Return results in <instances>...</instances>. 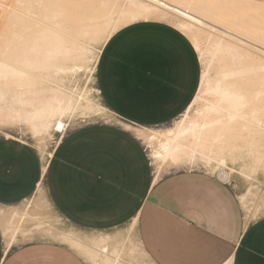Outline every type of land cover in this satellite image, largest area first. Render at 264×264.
Masks as SVG:
<instances>
[{"label": "crops", "instance_id": "0c3cea01", "mask_svg": "<svg viewBox=\"0 0 264 264\" xmlns=\"http://www.w3.org/2000/svg\"><path fill=\"white\" fill-rule=\"evenodd\" d=\"M201 76L193 44L170 24L140 21L119 30L103 48L97 82L121 123L67 132L48 158L45 180L41 151L0 139V210L38 198L37 215L50 219L38 231H55L47 223L57 221L87 237L128 231L153 264H264V215L252 218V192L189 169L187 160L162 164L143 138L185 113ZM165 166L173 169L160 173ZM53 236L9 244L0 224V264H94Z\"/></svg>", "mask_w": 264, "mask_h": 264}, {"label": "bare ground", "instance_id": "6f19581e", "mask_svg": "<svg viewBox=\"0 0 264 264\" xmlns=\"http://www.w3.org/2000/svg\"><path fill=\"white\" fill-rule=\"evenodd\" d=\"M2 20L0 127L25 125L39 140L54 131L60 142L71 125L68 119L79 112L102 115L104 106L86 93L67 89L66 82L62 88L59 74L82 70L90 57L87 42H102L98 65L119 30L162 21L191 41L205 69L181 119L164 131L145 130L152 157L162 164L187 160L190 168L200 160L223 182L234 173L229 161H243L241 168L251 172L264 163V0H14ZM249 157L254 163L246 162ZM46 172L47 165L43 177ZM20 215L0 219L4 236L11 234L9 244L21 225L33 220L28 213ZM43 226L38 221L37 227ZM107 239L102 237L96 250L112 258L111 264H121L123 250L111 255Z\"/></svg>", "mask_w": 264, "mask_h": 264}, {"label": "rangeland", "instance_id": "374dc122", "mask_svg": "<svg viewBox=\"0 0 264 264\" xmlns=\"http://www.w3.org/2000/svg\"><path fill=\"white\" fill-rule=\"evenodd\" d=\"M13 1L14 0H0V28L2 27L1 23H3L2 19L6 15V13L9 11L11 5L13 4ZM98 43H99L98 41L97 42L91 41L89 43L87 42L86 46H87V49L89 50L88 56H90L88 61L89 62L91 61V62L90 63L88 61L85 62L86 64L84 63L85 65H83L84 69L82 68V70L79 71L77 74L76 73L73 74L71 72L59 74L58 84L60 85V83L62 84L63 82L64 83L66 82V84L68 83L70 86L68 84H67L68 87H67V85H60V86L61 87L64 86L65 88L67 87V89L70 87L69 89H73V90L77 89L78 92L86 93L85 96L90 98V100L94 101L95 104L100 105L102 107L104 106V108L106 109V112L103 115H99V116H96L94 113L82 114L79 112V114L76 115L72 120L66 118V120L68 119L71 121L70 122L71 125H70L67 132H69L73 129L88 125V124L121 123V121H119V119H117L112 113L109 112L105 103L103 102V99H102L100 91H99L98 82H97V67H98V65L96 64V60H97L96 57H98L99 50L102 48V42H100V45ZM91 51H93V52H91ZM90 52L92 54H90ZM94 57H95V59H94ZM199 58H200V56H199ZM87 66H88V68H87ZM204 69H205V67H204L203 63L201 62L202 73H203ZM91 70H92V73L91 74L88 73L89 71L91 72ZM62 74H64V76ZM72 75L73 76L75 75L76 78L74 79L75 76L73 77ZM70 76H72V78ZM68 78H71L72 81ZM64 87H62V88H64ZM75 118H77V119H75ZM180 119H181V116L176 121H174L172 123H169V124L163 125V126L151 127L150 129L163 131V130L172 128L175 125V123ZM125 126H127V125H125ZM134 129L135 130H138V129L143 130V128H139V127H134ZM6 134H9V135H11V136H13L19 140L28 142L29 144L34 146L39 152L41 151V153H43L45 165H47V166H48V164H47L48 158L52 156V153L55 150L56 146L58 145V142L60 139V134L56 133L54 131L52 132L53 136L47 135L45 138H42L40 140L36 139L35 137H33L32 132L29 130V128L28 127L26 128L25 125H23V126L13 125V126H8V127H0V139H4L6 137L5 136ZM145 147H146V145H145ZM146 149H147V147H146ZM147 152L150 155V152L148 151V149H147ZM251 161H252V159H250V157H249V159L248 158L246 159V162L248 164ZM252 163H254V160L252 161ZM261 164L264 167V163H261ZM261 164H260V166H262ZM204 165L205 164L198 163V165L194 169H201V170H204V171L209 172L211 174H215L213 167L209 168V167L204 166ZM242 165H243V161H240V162L229 161L228 162L229 168L230 169L232 168V170H234V173L231 176L229 184L236 186L237 190L240 194H245V193H247V191L252 192V194L248 197V204H249V206H251V209H252V213H253L252 218L257 219L258 217L264 215V168L259 166L257 168L256 172H251L250 169L246 170V169H244V167L241 168ZM187 168L191 169L190 167H187ZM172 169L173 168L171 166H165V167H162L159 172L160 173H162V172L168 173V172H171ZM244 170L246 171V173H248L250 175L249 177L244 176L242 174V172ZM45 177H46V174L44 176V180H45ZM39 205L41 206V208H39ZM15 208H11V209H9V211L0 210V219L10 220L12 217H14L15 219L18 220L21 216L20 215L21 213H28L33 218V220H31V221L28 220L24 224L21 225V228L18 231V233L16 234V237L14 239L16 244H23V243H27L30 241L40 240L43 237L47 236L49 232H51V235H54L53 237H55V238L57 237L58 239L65 240L66 242L73 245L76 249L81 251L85 256L88 254L89 260H91L94 264H111L113 261L112 258L104 256L98 250H96V246L98 244V241H100V239L102 237L103 238L107 237L108 238L107 244L110 248L109 252L111 255L114 256V254H117L118 251L123 250L121 252L122 253L121 258L123 260V262L121 264H123L124 262H126L124 264H153L146 257V255L143 252L142 248L140 247L137 239L134 236H130V233L128 231L110 232L109 234L111 235V237L108 235L103 236L102 234H98V233H95V234L87 237L86 235L80 234V233L78 235H75V232L72 231V229L68 223H65L64 221H60L58 223V221L55 220V221H57L56 226L54 225L55 223H53V222H50L47 224L51 225L50 227L55 228L56 230L53 231V230L47 229L46 231H43V232H45V233H43V232L37 230L38 229V227H37L38 221H41V220L45 221V220H50V219L48 217H43V216L37 215L39 212V209H43L42 204L38 202V198H36L35 200L33 199L32 201L20 204ZM71 233L77 237V238L76 237L75 238L78 241H68L67 235H71ZM8 238L9 239L11 238V234ZM95 238L97 241L95 240ZM93 240H95L96 242H93ZM86 244H89V246H87ZM90 244H92V246Z\"/></svg>", "mask_w": 264, "mask_h": 264}]
</instances>
